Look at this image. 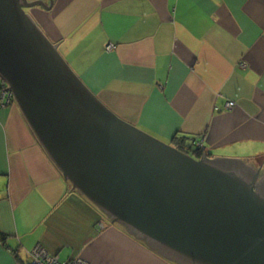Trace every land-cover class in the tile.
Returning <instances> with one entry per match:
<instances>
[{
	"label": "crops",
	"instance_id": "crops-1",
	"mask_svg": "<svg viewBox=\"0 0 264 264\" xmlns=\"http://www.w3.org/2000/svg\"><path fill=\"white\" fill-rule=\"evenodd\" d=\"M43 13L39 28L114 115L264 172V0H53ZM36 245L60 261L172 264L71 190L13 100L0 109V264H27Z\"/></svg>",
	"mask_w": 264,
	"mask_h": 264
},
{
	"label": "water",
	"instance_id": "water-1",
	"mask_svg": "<svg viewBox=\"0 0 264 264\" xmlns=\"http://www.w3.org/2000/svg\"><path fill=\"white\" fill-rule=\"evenodd\" d=\"M52 4L0 0V78L63 180L171 263L264 264L259 170L194 159L109 111L24 11Z\"/></svg>",
	"mask_w": 264,
	"mask_h": 264
},
{
	"label": "built area",
	"instance_id": "built-area-1",
	"mask_svg": "<svg viewBox=\"0 0 264 264\" xmlns=\"http://www.w3.org/2000/svg\"><path fill=\"white\" fill-rule=\"evenodd\" d=\"M11 102H13V95L8 89L5 82L0 90V109L6 107ZM234 106L233 101H227L223 107L224 110H231ZM201 145V144H200ZM101 226V224H99ZM30 260L28 264H87L80 258L73 260L60 261L57 256L49 255L42 246L36 245L31 253L29 254Z\"/></svg>",
	"mask_w": 264,
	"mask_h": 264
},
{
	"label": "trees",
	"instance_id": "trees-1",
	"mask_svg": "<svg viewBox=\"0 0 264 264\" xmlns=\"http://www.w3.org/2000/svg\"><path fill=\"white\" fill-rule=\"evenodd\" d=\"M2 85H3V81H2ZM174 140H177L178 141V144H179V148H178V150H180V151H182V152H184V153H187V152H189V151H192V153H194L195 155H196V158L197 159H199L200 157H201V154H200V151L198 150V149H191L190 148V140L192 139V138H188V137H186V136H180V137H174L173 138ZM192 143V142H191ZM40 146V145H39ZM51 162V161H50ZM52 163V162H51ZM53 164V163H52ZM53 166H54V164H53ZM55 167V166H54ZM56 168V167H55ZM56 170H57V168H56ZM57 172L60 174V172L57 170ZM61 175V174H60ZM68 183V182H67ZM69 184V183H68ZM69 187H71L70 186V184H69ZM77 195H79V196H81L77 191H74ZM90 206H92L96 211H97V213L98 214H101L100 212H99V210H97L94 206H93V204H91V202H89L86 198H84L83 196H81ZM105 219H107L103 214H101ZM108 220V219H107ZM114 227H116V228H118V229H120V230H122L123 232H125L126 234H128L127 233V231L125 230V228H123L122 226H120L119 224H112ZM129 236H131V235H129ZM132 238H134L133 236H131ZM1 240H3V238H1ZM139 241V243H141L142 245H145V243L143 242V241H141V240H138ZM146 246V245H145ZM172 264H174V263H172Z\"/></svg>",
	"mask_w": 264,
	"mask_h": 264
},
{
	"label": "flooded vegetation",
	"instance_id": "flooded-vegetation-1",
	"mask_svg": "<svg viewBox=\"0 0 264 264\" xmlns=\"http://www.w3.org/2000/svg\"><path fill=\"white\" fill-rule=\"evenodd\" d=\"M33 9H35V8H33ZM33 9H29V10H33ZM29 10H27V11H29ZM24 11L25 12H27L26 11V9H24ZM34 18H36V17H34ZM37 19V18H36ZM36 22V21H35ZM176 146H177V149L179 148V144L178 143H176ZM190 148L191 149H198L199 151H200V154H201V156H203V155H208V153L206 152V150L202 147V145H200V144H198V143H191L190 142ZM187 154H189L192 158H194V159H197L196 158V155L194 154V153H192V151H189V152H187ZM198 160V159H197ZM260 176L261 175H263V177H262V179L264 178V172L263 173H261V174H259ZM252 176V171L248 168L247 169V172H246V177L249 179L250 177ZM261 179V177H259V179H258V181H257V183H258V185H260L262 188H264V179L261 181L260 180ZM260 180V181H259Z\"/></svg>",
	"mask_w": 264,
	"mask_h": 264
},
{
	"label": "rangeland",
	"instance_id": "rangeland-1",
	"mask_svg": "<svg viewBox=\"0 0 264 264\" xmlns=\"http://www.w3.org/2000/svg\"><path fill=\"white\" fill-rule=\"evenodd\" d=\"M29 2H31V1H37V0H28ZM41 1H44V2H46L47 0H41ZM33 8H35V9H33ZM33 8H26V11L27 10H29V9H33V10H29V11H27L26 13L27 14H29L34 20L36 19V18H34L35 16L38 18V20H39V18H42V15L41 14H44L43 12H46L45 10H43L41 7H38V6H36V7H33ZM36 21V20H35ZM36 24L38 25V23L36 22ZM40 29H41V31H42V28L40 27ZM43 32V31H42ZM44 33V32H43ZM45 34V33H44ZM47 37V36H46ZM47 39H48V37H47ZM49 40V39H48ZM50 41V40H49ZM51 42V41H50ZM52 43V42H51ZM3 81V80H2ZM139 129V128H138ZM37 141V140H36ZM172 146L173 147H176L177 148V146H176V143H174V144H172ZM231 157V156H230ZM71 186V185H70ZM71 188V187H70ZM72 190V189H71ZM73 191V190H72ZM74 192V191H73ZM98 227L99 228H102V224H101V226H99L98 225ZM35 247V246H34ZM33 247V248H34ZM32 248V249H33ZM31 251L32 250H30L29 252H28V260H30V257H29V254L31 253ZM27 264H28V262H26Z\"/></svg>",
	"mask_w": 264,
	"mask_h": 264
}]
</instances>
